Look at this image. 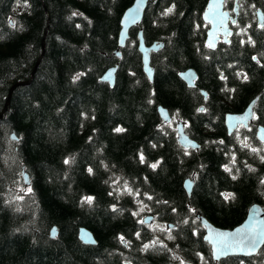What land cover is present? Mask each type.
I'll list each match as a JSON object with an SVG mask.
<instances>
[{
    "label": "trees",
    "instance_id": "trees-1",
    "mask_svg": "<svg viewBox=\"0 0 264 264\" xmlns=\"http://www.w3.org/2000/svg\"><path fill=\"white\" fill-rule=\"evenodd\" d=\"M132 1L0 0V112L11 85L29 80L0 116V264H264V243L255 255L214 260L196 216L232 228L251 204L264 209V143L255 135L264 126V27L255 16L264 0H237L230 42L215 49L205 44L208 0H148L117 57ZM139 28L146 43L163 42L151 53L152 81ZM115 63L110 86L100 77ZM187 68L197 72L194 87L178 75ZM256 95L253 121L228 134L225 114ZM176 119L197 149L178 143ZM146 208L172 227L144 223ZM80 227L95 244L79 239Z\"/></svg>",
    "mask_w": 264,
    "mask_h": 264
},
{
    "label": "water",
    "instance_id": "water-1",
    "mask_svg": "<svg viewBox=\"0 0 264 264\" xmlns=\"http://www.w3.org/2000/svg\"><path fill=\"white\" fill-rule=\"evenodd\" d=\"M224 2L225 0H208L205 9L202 12V20L208 25L205 35V44L208 47L209 44L214 45L213 47H209L210 49H215L220 39L227 43L230 42V38L233 34L231 26L236 23L238 18L239 6L237 0L234 2L232 11L224 8ZM147 3L148 0H133L123 11L120 18L117 48L114 51L117 57H120L121 55L120 48H123L126 45L130 29L141 23ZM255 16L257 24L264 27V13L260 8L256 9ZM137 39V48L141 54L142 69L149 80L152 81L154 66L151 64V53L161 49L163 42L154 41L146 43L142 28H139L137 31ZM117 67L118 63H115L113 66L106 69L101 75L100 80L106 81L110 86H113ZM178 75L187 86H195L198 75L194 68L181 70ZM28 82L29 80L18 81L11 85L8 90L5 105L0 112V116L5 111L14 88L19 85L27 84ZM203 94L206 96L205 91H203ZM257 99L258 95L253 97L240 112H227L225 114L224 125L228 134H231L240 125L244 127L249 125L253 120V107ZM157 110L164 123L171 122L172 116L166 107L158 105ZM175 128L177 141L182 147L187 149H197L199 147V143L186 133L184 121L176 119ZM255 134L257 139L264 143L263 125H257ZM11 138H16L13 133L11 134ZM21 175L25 185H29L30 181L28 173L24 167L22 168ZM193 182L194 180L191 177H187L184 180V188L188 194L191 192ZM196 216L204 228L203 239L210 245L211 256L216 261L228 256L255 255L264 243V210L259 203L251 204L243 221L232 228L217 227L211 224L201 214L197 213ZM152 219L153 215L149 214L145 215L142 220L147 224L150 223ZM168 227H172V224L169 223ZM56 235L57 229L56 226H53L50 229V236L55 237ZM78 237L85 244L96 243L92 231L86 227H80L78 229Z\"/></svg>",
    "mask_w": 264,
    "mask_h": 264
},
{
    "label": "rangeland",
    "instance_id": "rangeland-1",
    "mask_svg": "<svg viewBox=\"0 0 264 264\" xmlns=\"http://www.w3.org/2000/svg\"><path fill=\"white\" fill-rule=\"evenodd\" d=\"M17 186H18V188H19V192L20 191H26V189H24V186L22 185V186H20V184L18 183L17 184ZM149 214H151L150 212H149V209H145L144 211L142 210V214H141V216H140V220H142V218L145 216V215H149ZM149 225H150V227L151 228H154V229H158V232H160V231H162V230H165V231H168L169 229V227L167 228L166 226H162L161 224H156L155 223V221H154V219L150 222V223H148Z\"/></svg>",
    "mask_w": 264,
    "mask_h": 264
},
{
    "label": "snow or ice",
    "instance_id": "snow-or-ice-1",
    "mask_svg": "<svg viewBox=\"0 0 264 264\" xmlns=\"http://www.w3.org/2000/svg\"><path fill=\"white\" fill-rule=\"evenodd\" d=\"M26 2H27V0H25V4H26ZM172 11H173L172 8H168L164 14H165V15H166V14H169V13H171ZM213 46H214V45L209 44V47H213ZM253 59H255V57H253ZM78 78H79V76L75 77L74 79H78ZM244 78L247 79L246 76H245ZM198 111H204V109L201 108V109H198ZM116 131H117V132H121V131H123V129L117 128ZM245 146L247 147V144H245ZM252 151L255 152L256 149H252ZM262 159H264V158H262ZM141 160L143 161V157H141ZM65 163H68V161L66 160ZM155 166H156V165H152V167H155ZM225 170L228 171L229 169L226 168ZM91 171H92V170L89 169V172H91ZM230 195H231V194H228V196H230ZM228 196H226L225 198L227 199ZM86 199H87V201L90 203L91 200H92V197H87ZM121 239H123V238L121 237ZM147 247H148V245H145V248H147ZM181 264H183V262H181Z\"/></svg>",
    "mask_w": 264,
    "mask_h": 264
},
{
    "label": "flooded vegetation",
    "instance_id": "flooded-vegetation-1",
    "mask_svg": "<svg viewBox=\"0 0 264 264\" xmlns=\"http://www.w3.org/2000/svg\"><path fill=\"white\" fill-rule=\"evenodd\" d=\"M219 41L225 42V41H223L222 39H220ZM219 41H218V42H219ZM225 43H227V42H225ZM217 45H218V44H217ZM203 91H204V90H202V94H203ZM203 96H204V94H203ZM206 97H207V94H206V96H204V98H206ZM253 117H254V115H253ZM252 121H253V120H252ZM252 121H251V122H252ZM251 122H250V123H251ZM250 123H249V124H250ZM240 126H242V125H240ZM240 126H239V127H240ZM248 126H249V125H248ZM248 126H247V127H248ZM239 127H238V128H239ZM242 127H244V126H242ZM247 127H245V128H247ZM256 127H257V126H256ZM236 129H237V128H236ZM236 129H235V130H236ZM255 131H256V129H255ZM255 135H256V134H255ZM263 210H264V209H263Z\"/></svg>",
    "mask_w": 264,
    "mask_h": 264
}]
</instances>
